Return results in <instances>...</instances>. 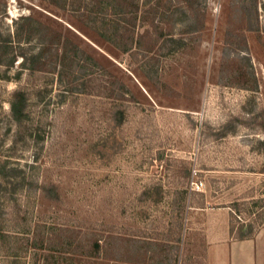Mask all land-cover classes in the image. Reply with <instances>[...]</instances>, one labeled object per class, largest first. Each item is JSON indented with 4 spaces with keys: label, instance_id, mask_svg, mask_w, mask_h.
I'll list each match as a JSON object with an SVG mask.
<instances>
[{
    "label": "rangeland",
    "instance_id": "rangeland-1",
    "mask_svg": "<svg viewBox=\"0 0 264 264\" xmlns=\"http://www.w3.org/2000/svg\"><path fill=\"white\" fill-rule=\"evenodd\" d=\"M186 1L101 0L104 37L90 0H0V264H203V205L264 226V0Z\"/></svg>",
    "mask_w": 264,
    "mask_h": 264
},
{
    "label": "crops",
    "instance_id": "crops-1",
    "mask_svg": "<svg viewBox=\"0 0 264 264\" xmlns=\"http://www.w3.org/2000/svg\"><path fill=\"white\" fill-rule=\"evenodd\" d=\"M191 222L205 232L203 264H264V226L251 236L238 238V228L231 233L230 207L192 208Z\"/></svg>",
    "mask_w": 264,
    "mask_h": 264
},
{
    "label": "trees",
    "instance_id": "trees-1",
    "mask_svg": "<svg viewBox=\"0 0 264 264\" xmlns=\"http://www.w3.org/2000/svg\"><path fill=\"white\" fill-rule=\"evenodd\" d=\"M49 1L51 4H53L54 6L61 8L63 6V4L60 3V1L63 0H47ZM114 1L115 4H117L118 8H119V12L117 13L119 16L124 15L125 17H130L131 21H134V24H136V22L138 21V19L141 16V11L142 10V0H112ZM194 0H189L186 1L187 3L191 4L192 8H195V5H193ZM198 1V0H196ZM101 0H90L89 5L85 4L83 6H81V10L80 9H75L79 13L78 17L81 19H84L86 21V19L89 20V22L91 23H87L90 27H92L93 29H96L100 32L101 35H103L104 37H108L106 31L102 30L99 26H101L100 24H102L103 26L108 23L106 20L107 16L106 13L108 10H106V8H101ZM76 3V1H74V3H65L64 8H66V6H71L73 7V5ZM148 5V1L145 2L144 4ZM81 4V2H80ZM87 5V6H86ZM104 5V4H103ZM146 5V6H147ZM144 6V5H143ZM97 7V8H96ZM74 12H77L75 11ZM198 14V9L196 7V13H195V17H197ZM204 19V18H203ZM26 20H30V18H26ZM205 21V20H204ZM204 21H202L201 23V27H200V31L204 29L205 27V23ZM101 22V23H100ZM99 25V26H98ZM18 26H16V31L15 34L18 33V36H20L21 32L18 31ZM196 30L199 31V27L191 29L190 33L193 34L194 32H196ZM250 30H253V27H250ZM14 34V35H15ZM159 35L161 37H163L165 34L163 33V31L159 30ZM170 36L167 38L170 42L175 43L177 47L182 48L185 45V40L181 39V38H175V37H171V34H169ZM112 40V39H110ZM10 45L9 42H6L4 45L1 46V51L3 52H8L7 46ZM126 50V49H124ZM36 56H32V60H35ZM24 66L26 65V63L28 62V59H24ZM29 100H30V95L29 93L24 90H17L15 91V93L13 94V100L11 103V108H12V117L14 118V120L19 123L22 124L24 122V120L27 118L28 113V106H29ZM29 116V115H28ZM234 232V227H231V233ZM253 233L252 230L249 231H244L243 227H239L238 228V238L239 239H244L248 236H251Z\"/></svg>",
    "mask_w": 264,
    "mask_h": 264
},
{
    "label": "built area",
    "instance_id": "built-area-1",
    "mask_svg": "<svg viewBox=\"0 0 264 264\" xmlns=\"http://www.w3.org/2000/svg\"><path fill=\"white\" fill-rule=\"evenodd\" d=\"M205 187V183L201 180L196 179L195 175L190 181V188L193 191H201Z\"/></svg>",
    "mask_w": 264,
    "mask_h": 264
}]
</instances>
